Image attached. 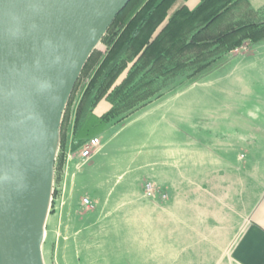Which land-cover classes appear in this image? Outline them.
Returning a JSON list of instances; mask_svg holds the SVG:
<instances>
[{"label": "crops", "instance_id": "1", "mask_svg": "<svg viewBox=\"0 0 264 264\" xmlns=\"http://www.w3.org/2000/svg\"><path fill=\"white\" fill-rule=\"evenodd\" d=\"M226 62L217 91V142H168L136 155L146 158L138 166L144 171L118 191L107 180L95 184L96 206L80 203L87 212L74 216L75 246L58 249L61 264L67 253L71 264H97L99 238L126 264H264V39L242 41ZM112 108L101 99L93 111L107 121ZM100 221L106 235L87 233Z\"/></svg>", "mask_w": 264, "mask_h": 264}, {"label": "water", "instance_id": "2", "mask_svg": "<svg viewBox=\"0 0 264 264\" xmlns=\"http://www.w3.org/2000/svg\"><path fill=\"white\" fill-rule=\"evenodd\" d=\"M129 0H0V264H45L63 113Z\"/></svg>", "mask_w": 264, "mask_h": 264}, {"label": "trees", "instance_id": "3", "mask_svg": "<svg viewBox=\"0 0 264 264\" xmlns=\"http://www.w3.org/2000/svg\"><path fill=\"white\" fill-rule=\"evenodd\" d=\"M262 1L199 0L189 9L186 0H129L101 37L104 49L91 51L73 87L60 124L54 178L64 161L69 131L74 150L108 127L105 116L93 111L101 99L145 106L176 84L227 61L244 38L263 40ZM140 81L146 98L141 103L130 93Z\"/></svg>", "mask_w": 264, "mask_h": 264}, {"label": "rangeland", "instance_id": "4", "mask_svg": "<svg viewBox=\"0 0 264 264\" xmlns=\"http://www.w3.org/2000/svg\"><path fill=\"white\" fill-rule=\"evenodd\" d=\"M251 1L256 5H261L263 2ZM243 41L248 39L244 38ZM97 47L104 49L103 44ZM227 67V62L211 66L198 76L180 85L176 84L163 96L153 98L139 108L133 107L126 100H119L107 115L109 128L100 136L99 146L101 148L102 145V148L91 159L85 160L79 157V151L85 148L84 144L73 150L70 147L71 139L68 138L64 161L55 172L53 201L45 223L42 243L45 264H61L58 259V249L64 250L68 244L72 246L75 244L73 237L76 236L74 233L77 226L73 218L87 212L86 207L80 206L84 197L89 199L90 205L96 206L95 202L98 200L90 191L95 184H99L100 181L105 183L107 180L111 182L113 190L118 191L129 181L131 175L144 171L138 166L144 163L146 158L144 156L136 158V155L140 153L145 155L144 153L154 148L160 149L164 144H169L168 142L186 140L196 142L201 139L217 142V91L219 77ZM143 85V81H140L130 91L140 103L146 101ZM123 115L124 117L121 118ZM70 127L71 124L68 125V128ZM129 162L131 163L128 164ZM65 170L67 174L64 191ZM115 179L118 181L115 182ZM61 196H63V204L59 206L58 201L61 200ZM104 196L108 195L103 193L102 197ZM89 204L86 206L90 207ZM65 206L68 207L67 210L72 207V213H67V210L63 209ZM103 224L100 221L97 226H87V233H93L96 229V238L106 235L107 229ZM97 247V264H126V261L120 258L119 252L111 255L110 241H100L99 238ZM65 258V264L72 263L68 253Z\"/></svg>", "mask_w": 264, "mask_h": 264}, {"label": "built area", "instance_id": "5", "mask_svg": "<svg viewBox=\"0 0 264 264\" xmlns=\"http://www.w3.org/2000/svg\"><path fill=\"white\" fill-rule=\"evenodd\" d=\"M86 143L87 144H84L85 148L79 151V157L85 160L90 159V157L98 150L100 141L98 137H93V138H90ZM145 192L149 196L153 195V192H154L153 185L150 183H147L145 185ZM82 202L85 205H88L89 199L87 197H84L82 199Z\"/></svg>", "mask_w": 264, "mask_h": 264}]
</instances>
